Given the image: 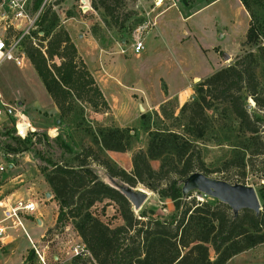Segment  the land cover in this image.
<instances>
[{"label":"trees","instance_id":"obj_1","mask_svg":"<svg viewBox=\"0 0 264 264\" xmlns=\"http://www.w3.org/2000/svg\"><path fill=\"white\" fill-rule=\"evenodd\" d=\"M120 1L90 3L93 8H101L109 21L122 29L131 12L125 11L119 18L115 8ZM240 2L249 13L242 41L248 48L194 83L193 95L180 104L176 114L173 98L161 101L151 112L140 113L147 139L144 148L131 153L130 170L117 165L105 152L126 151L129 147L131 128L116 125H100L91 130V142L81 145L71 155L70 163L48 159L49 166L42 167L44 180L57 204L55 223L68 220L89 252L73 262L84 258L82 264H225L233 255L264 242V168L258 173L254 169L264 152V16L257 13L264 12V0ZM37 24L41 37L60 26L57 13L49 6L42 11ZM56 36L49 54L65 60L54 66V75L45 66L41 53L24 47L45 89L50 93L57 86L71 85L80 90L87 83L95 95L87 102L94 107L100 98L106 107L88 70L77 71L73 59L76 49L67 33ZM80 73L87 74L86 78ZM205 110H215L212 119L218 124L221 120L234 124L237 135L234 134L230 155L215 170H234L240 178L235 181H242L246 168L251 170L261 180L255 187L261 205L257 212L242 207L234 213L218 199H198L191 195V190L181 194L180 180L184 176L196 170L205 174L207 171L197 144V138L204 134L198 118ZM150 113L157 121L169 119L171 123L160 127L151 124ZM154 159L158 160L155 168L150 164ZM92 164L102 166L109 176L131 186L141 184L160 200L169 199L172 210L164 214L152 207H142L135 212L122 192L98 178ZM105 198L115 205L120 223L111 226L90 211L96 201Z\"/></svg>","mask_w":264,"mask_h":264},{"label":"rangeland","instance_id":"obj_2","mask_svg":"<svg viewBox=\"0 0 264 264\" xmlns=\"http://www.w3.org/2000/svg\"><path fill=\"white\" fill-rule=\"evenodd\" d=\"M88 1L90 3V0ZM210 1L122 0L115 8L117 16L120 18L125 11L127 13L131 12V14L123 21L122 29H118L117 24L109 21L101 8H93L91 3L87 8L85 7L86 4L83 5L81 0H48L44 8L49 6L51 10L57 13L60 26L56 25L53 27L47 36H43L39 40L35 39V45L27 42L25 46L34 49L36 53H41L45 66L54 75V66H58L61 61L65 60L56 54H49V47L54 44L57 33L65 31L73 45L76 40H79L81 36L79 34L88 33L100 45L107 46L111 44L120 47L126 42L130 44L131 33L139 25L143 28V36L144 32L155 23L153 18L155 14L162 10L170 9L167 15L170 16L169 21L176 19L174 26L178 24V15L180 13L187 14L196 11L186 22H181L183 24L182 30H189L185 33H180V35L191 39L189 40L190 42L196 39V42L204 49L197 51V54L192 56L187 51L186 60L181 65L186 74L189 75L188 80L192 89L191 95L185 98L184 101H186L194 93L192 88L194 83L202 79L203 75L207 74L212 67L215 68L217 66L216 59L212 54L211 44H218L219 47H223L218 50L217 54L220 58L219 61L223 60L224 64L230 61L236 53L248 48V45H243L242 41L248 25L249 13L240 0ZM257 13L261 17L264 16L262 11ZM104 18L106 22L103 20ZM150 40L151 38L148 36L147 41L149 42ZM74 48L76 49V57H73V59L77 65V71H83L86 66L75 45ZM221 51L226 52L229 58L223 59L220 54ZM147 62H145V65H154V55H150ZM178 68V66L173 67V72L170 71L169 75H163L169 84L180 82L181 78L175 74ZM82 75L83 78H86L87 74L82 73L81 77ZM197 75H200V77L197 78ZM192 76L195 77L192 78ZM94 84L100 90L95 80ZM75 87L74 89L71 85L70 88L57 86L55 90L50 92L55 95L53 97L45 89L29 57L24 59L20 67L8 60H3L0 63V95L2 99L19 104L33 126L32 132L27 133L22 138L17 136L12 128L0 129V165L3 166V170L0 172V204L9 203L13 205L19 198H31L37 204L36 209L31 214L19 215L22 221V228L18 226L6 229V232L13 234L14 239L5 245H0V264H35L33 254L29 249V240L33 239L34 241L43 233H46L51 238L48 247L44 249L48 259L51 260V256L57 254L64 261V264H71L63 252L64 242L70 239L76 242L80 241V238L77 237L75 229L68 220H64L63 224L55 223L57 204L52 196L50 187L44 180L42 167L49 166L48 159L70 163L71 155L81 145L91 142V130L100 125H113L112 122L114 121L113 115L103 113L105 105L101 104L100 98L96 99L94 107L87 102V99L95 98V95L89 89L90 85L85 83L80 87V90H78L79 87ZM248 101V103L252 104L250 99ZM57 102L62 108L58 106ZM173 104L175 105L173 113L176 114L180 105H177V101H174ZM133 107L139 115L141 112H151L152 110L142 111L141 107L136 110V104ZM214 114L215 110H205L198 118L204 128V134L197 138L201 158L207 168V171L204 172L208 176L234 182L235 179H240L234 173V170L223 171L215 169L230 155L235 139L234 134L237 135V131L234 128V124H229L226 120H221L220 124L215 122L212 119V116H216ZM139 115L138 127L130 126L128 149L111 154V156L108 155L117 165L127 171L131 168V165L127 163L128 157L134 150L141 148L140 146L144 147L147 139ZM150 115L149 122L156 126L160 127L163 123H171L169 119L157 121L153 113H150ZM168 126L172 127L171 125ZM262 132L264 133V131ZM22 146L24 148H21ZM260 155L258 157L259 161H256L254 165L257 173L261 171V168H264V152ZM150 164L155 168L158 160H150ZM92 168L98 178L108 184L115 186L120 180L117 177H109L100 165L92 164ZM241 180L238 182L251 184L254 188L261 181L248 168L245 169V175ZM134 187L142 188L145 191L139 207L133 209L135 212L142 207H152L157 213L164 214L172 210V204L169 199H158L156 193L139 183L134 185ZM46 191L49 192L48 195L45 194ZM191 195L198 199L205 198L211 201L214 199L208 195H200L194 189L191 190ZM2 208L0 206V217ZM89 209L111 226L121 222L115 205L107 198L96 201ZM39 218H41V223L37 221ZM8 238L4 237V240L7 241ZM82 259L84 258L72 264H82ZM225 264H264V242L233 255Z\"/></svg>","mask_w":264,"mask_h":264},{"label":"crops","instance_id":"obj_3","mask_svg":"<svg viewBox=\"0 0 264 264\" xmlns=\"http://www.w3.org/2000/svg\"><path fill=\"white\" fill-rule=\"evenodd\" d=\"M169 10L167 8L155 14L153 17L155 23L144 32L142 36L143 48L137 54L132 51L127 42L120 47L111 44L104 46L97 43L95 38L88 33L79 34L81 40L79 38L76 40L77 42H74L86 69L99 85L107 103L103 113L114 116L113 125L138 127L139 114L135 112L134 104H136V110H139V107L142 108V111L157 109L158 104L167 98H173L175 102L177 101V105H180L186 97L191 95L189 75L186 74L181 65L186 60L187 51L192 56L196 55L197 51L204 49L196 42V39L190 42L191 39L181 36L180 33L189 30H182L183 24L181 22H186L196 11L187 14L180 13L178 24L174 26L176 19L169 21L170 16L167 15ZM148 36L151 38L149 42L147 41ZM211 48L216 59L217 66L215 68H217L224 64L223 60L219 61L220 58L217 54L218 50L223 47H219L218 44H211ZM150 55H154V65H145ZM176 66L179 68L175 74L179 75L181 80L177 84H169L163 75H169L170 71L173 72L172 68ZM215 68L212 67L209 72ZM194 77L192 76V78ZM196 77L198 78L200 75ZM140 147L144 148L143 146ZM105 152L111 156V154L123 151L107 149ZM127 163L131 165L130 157H128ZM37 221L41 223V218ZM4 237L9 238L5 241ZM13 239V234L6 232L2 237V245L11 242Z\"/></svg>","mask_w":264,"mask_h":264},{"label":"built area","instance_id":"obj_4","mask_svg":"<svg viewBox=\"0 0 264 264\" xmlns=\"http://www.w3.org/2000/svg\"><path fill=\"white\" fill-rule=\"evenodd\" d=\"M37 2L36 6L35 3ZM48 0H0V63L3 60L11 61L19 66L27 59L25 44H36L35 39L41 38L42 32L38 31V19ZM85 7H89L88 0H81ZM142 27L137 26L131 33L130 47L134 53L143 48ZM12 128L19 137H25L32 132L29 117L16 102L3 100L0 95V129ZM3 166L0 165V172ZM0 217V245L2 237L8 227H23L20 221L21 214H31L36 209V201L31 198H19L13 205L3 204ZM8 222V223H7ZM51 238L46 233L41 234L36 240H29V249L33 254L35 264H64L59 255L54 254L51 260L45 255L44 249L48 247ZM64 254L69 262L77 257L89 255L82 241L66 240L64 242Z\"/></svg>","mask_w":264,"mask_h":264},{"label":"water","instance_id":"obj_5","mask_svg":"<svg viewBox=\"0 0 264 264\" xmlns=\"http://www.w3.org/2000/svg\"><path fill=\"white\" fill-rule=\"evenodd\" d=\"M221 56L223 59L229 58V55L226 52H221ZM248 105L249 104H246V106ZM118 181L119 182H117L115 186L112 184L110 185L114 186L124 194L131 203L132 209H137L145 191L142 188L138 190L136 189L137 187L131 186L124 181L122 182V180ZM180 181L181 194L183 196L186 195L188 191L194 189L204 195L211 196L228 204L234 213L242 207L249 208L254 212H257L261 208L257 192L251 184L238 181L229 182L222 178L208 176L197 170L190 172ZM45 194L48 195L49 192L46 191Z\"/></svg>","mask_w":264,"mask_h":264},{"label":"bare ground","instance_id":"obj_6","mask_svg":"<svg viewBox=\"0 0 264 264\" xmlns=\"http://www.w3.org/2000/svg\"><path fill=\"white\" fill-rule=\"evenodd\" d=\"M22 63H23V62H22ZM22 63H21V64H22ZM20 66H21V65H20ZM136 189L140 190L141 188H136Z\"/></svg>","mask_w":264,"mask_h":264}]
</instances>
